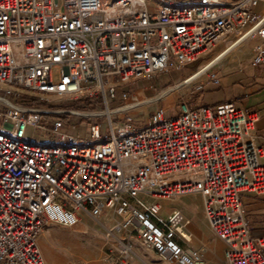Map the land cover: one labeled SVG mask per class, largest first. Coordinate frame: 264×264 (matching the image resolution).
Returning a JSON list of instances; mask_svg holds the SVG:
<instances>
[{
  "label": "built area",
  "instance_id": "built-area-1",
  "mask_svg": "<svg viewBox=\"0 0 264 264\" xmlns=\"http://www.w3.org/2000/svg\"><path fill=\"white\" fill-rule=\"evenodd\" d=\"M150 1L0 0V264H47L41 230L74 226L84 214L111 218L103 264H135V240L170 264H203L205 248L191 245L184 210L164 216L160 200L142 196L195 193L225 242L227 263L264 264V237L252 236L241 197L264 195L261 112L233 100L198 107L183 100L178 114L157 107L135 127L130 113L152 98L117 94L122 84L198 59L197 69L165 92L192 83L256 38L253 62H263L264 0ZM209 58L213 64L199 71ZM10 91L47 103L97 99L101 109L69 111L106 117L110 132L92 121L83 139L60 132L55 119V139L38 142L27 127L46 129L44 115L68 110L14 103Z\"/></svg>",
  "mask_w": 264,
  "mask_h": 264
},
{
  "label": "crops",
  "instance_id": "crops-1",
  "mask_svg": "<svg viewBox=\"0 0 264 264\" xmlns=\"http://www.w3.org/2000/svg\"><path fill=\"white\" fill-rule=\"evenodd\" d=\"M155 2L156 0H153L152 4L150 2L151 6H154ZM256 9H262V5L257 6ZM258 41V38L246 41L227 52L214 65L211 71L204 72L194 82L188 83L189 85L187 90H185L184 93H180L175 98L172 96V98L168 100V104L166 106L171 107L175 104L179 105V103L183 100H186L192 107H198L202 103L217 104L227 100L236 101L239 106L244 107L249 111L261 112V117L256 123V130L259 136L258 141L264 146V61L261 63L253 62L255 55L254 46L256 43H258ZM221 48L222 46L220 45L215 49V51L218 53ZM215 51L212 54H214ZM183 68L180 70L171 69L170 71L172 73V81L168 82L165 86H171L175 81H177V78H181V80H183L189 74H191L195 67H190L188 69L186 68L184 71H182ZM211 72H214V76L211 75ZM137 82H142V84L136 88H133V90L128 93L129 98H138L139 96L147 97V95H149V90H158L159 86L162 85L160 82L158 83L151 81L150 77L137 78L130 83ZM174 100L176 103H172ZM262 160L264 162V155ZM241 197L245 217L249 221L252 228V236L264 237V195H258L251 191H243L241 193ZM185 207L186 206H184V208ZM184 212L188 220L187 230L192 236L191 245L194 247L205 248L204 255L209 262H226L225 242L213 232L205 214L204 204L202 205L200 212L196 213V218L198 219L199 223L197 219H194V217L189 212H186L185 210ZM87 215L90 214H84L81 221L77 223L76 226L68 228L74 231L81 229L82 225L84 224V217ZM101 217L102 216H97L95 218L100 219ZM104 228L100 234L102 240L100 257L107 248V242L103 236ZM43 238L47 239V236L43 233H39L38 243L44 250V256L47 264H77L78 260H74L76 262L74 263L73 259L71 260L66 256L64 258L66 260L61 258V260L58 261L56 258H54L52 256L53 250L46 246ZM137 249L140 256L138 261L141 264H147L143 259L144 255L141 253L140 247L138 246ZM84 251L87 253L92 252L88 250L87 247H82L76 253L78 254L77 256H79L78 264H93V258L85 256L83 254ZM139 262L136 264H139Z\"/></svg>",
  "mask_w": 264,
  "mask_h": 264
},
{
  "label": "rangeland",
  "instance_id": "rangeland-1",
  "mask_svg": "<svg viewBox=\"0 0 264 264\" xmlns=\"http://www.w3.org/2000/svg\"><path fill=\"white\" fill-rule=\"evenodd\" d=\"M151 4L153 2L150 1ZM208 60V59H206ZM205 61V60H204ZM199 60H195L193 62L188 63L184 66V69H188L190 67H195L193 71L197 69V64ZM192 71V72H193ZM191 72V73H192ZM60 76V69L59 67H55L53 69V77L54 79H58ZM151 81L160 82L162 85L159 86L158 90H149L147 97L152 98L149 105L143 106V111L136 110L131 112L130 114L134 117L132 121V125L135 127L142 126L144 124V117L148 116V113L154 110L157 107H161L165 110V115H176L179 112V105L175 104L171 107H167L168 100L174 96H178L180 93H184L187 90L188 85L187 83L180 84L175 86L171 91L165 92L169 86H165L168 82L172 81V73L171 71H163L159 73H155L150 77ZM173 85L179 83L181 78H177ZM142 82L137 83H126L122 84L117 88L118 97L120 96V92L130 93L133 88L140 86ZM140 97V96H139ZM138 97V98H139ZM145 98V96H143ZM6 98L11 100L14 103H24V104H35V102H39L41 105H50L55 106L54 108L66 109L68 111L65 112H58V113H49L44 115L42 121L46 125V129L36 128L34 125H29L26 130L27 136L31 139L37 140L38 142H46L55 139V132L52 130L53 128V121L55 119L60 120L62 125L59 127L60 132H70L77 134L81 138H87L90 136L89 125L92 121L99 122L101 124L102 130L104 133L110 132V128L108 126V120L106 117H93L86 114H77L74 112H70L69 110L75 111H82V112H90L93 110L101 109L103 107L102 104L97 99L88 98L89 100H94L93 104L88 103L85 99L86 98H62L57 99L52 103H47L46 101L42 100H34L32 96H28L25 94H20L17 92H7ZM134 99V97L132 98ZM172 103H176V101H172ZM0 109L4 110V107L0 105ZM72 120L75 121V125H73ZM3 124L2 117L0 116V125ZM146 199L149 201L153 200H160L163 203L164 211L163 215L167 216L174 208H184L186 212H189L194 219L196 218V213L200 212V209L203 205L202 197L200 194H188L183 197L180 196H172L168 198H156L145 196ZM111 218L104 214L100 219H96L91 215H87L84 217V224L82 225L81 229L71 230L68 227L73 226H66L58 223H49L44 226L40 233H43L47 236L43 238L46 246L53 250L52 256L56 258L58 261L61 258L64 259L65 256L70 258L71 260H78L79 256H77V252L82 247H87L88 250L92 251L91 253H87L86 251L83 252L85 256L93 258V264H103V258L105 256V252L101 254L100 257V248L102 247V240H101V231L104 227H108L110 224ZM198 221V219H197ZM199 223V221H198ZM76 226V225H74ZM135 247L136 249L138 246L141 249V253L144 255V260L147 264H170L163 259H161L158 254L152 250L146 249L139 241L135 240ZM42 248V246L40 245ZM43 250V248H42ZM138 251V249H137ZM44 253V250H43ZM45 254V253H44ZM100 257V259H99ZM205 258V255H204ZM99 259V261H98ZM139 259V258H138ZM138 259L136 260L135 264L138 263ZM142 259V260H143ZM226 260V258H225ZM74 263H76L74 261ZM81 264V263H80ZM139 264H141L139 262ZM203 264H228L227 260L224 263L219 261H212L209 262L206 258Z\"/></svg>",
  "mask_w": 264,
  "mask_h": 264
},
{
  "label": "bare ground",
  "instance_id": "bare-ground-1",
  "mask_svg": "<svg viewBox=\"0 0 264 264\" xmlns=\"http://www.w3.org/2000/svg\"><path fill=\"white\" fill-rule=\"evenodd\" d=\"M218 54V53H217ZM213 60L211 59V58H209L208 60H205V61H203L202 62V64L200 65V67H201V69L199 70V71H201V70H206L207 68H209L212 64H213V62H212ZM144 97L143 96H140L139 97V99H143ZM78 255V254H77ZM85 264V263H84Z\"/></svg>",
  "mask_w": 264,
  "mask_h": 264
},
{
  "label": "trees",
  "instance_id": "trees-1",
  "mask_svg": "<svg viewBox=\"0 0 264 264\" xmlns=\"http://www.w3.org/2000/svg\"><path fill=\"white\" fill-rule=\"evenodd\" d=\"M34 100H39L38 98H34ZM88 103L93 104L94 100H89L88 98L85 99Z\"/></svg>",
  "mask_w": 264,
  "mask_h": 264
}]
</instances>
